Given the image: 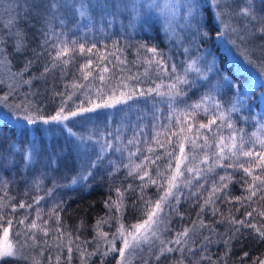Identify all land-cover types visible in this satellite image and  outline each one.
Instances as JSON below:
<instances>
[{
    "label": "trees",
    "instance_id": "trees-1",
    "mask_svg": "<svg viewBox=\"0 0 264 264\" xmlns=\"http://www.w3.org/2000/svg\"><path fill=\"white\" fill-rule=\"evenodd\" d=\"M81 4L89 6L84 16L80 15ZM255 4L258 11H264V0H255ZM24 13L25 11H19L20 21L17 23V27L24 33L25 48L20 52L14 51L15 38H10L7 35L3 51L7 61H10L9 66L14 73H18L20 69L24 68L27 60L34 61L23 73V80L31 79V84H23L20 80L22 87H19V90H23L24 95L28 94L33 104L42 107L45 115L54 114L61 106L62 100H66V111H75L78 107L91 108L93 104L102 103L104 99L111 96L113 89H115V95L119 96L120 91L129 92L132 89L137 92L146 91L150 87L154 88L156 84L163 83L164 87L161 91L166 92L167 85L172 82V64L177 66V74L184 75L186 62L181 49L164 31L161 23L154 18L137 19L135 17L133 19L131 14H118L113 0L75 1L69 7L59 9V12L55 14V19L48 18L46 20L43 11L39 17L35 12H31L28 17H25ZM207 18L211 19V13H207ZM45 33L52 35V39L47 45L43 43ZM180 34L183 40L190 41V37L186 33L180 32ZM57 36L59 39L68 41L77 40L78 43H83L86 47L95 44L99 49L98 55L106 56L107 60H98L95 50L94 53H89L87 56L77 53L74 59L65 57L70 60L67 65L58 66L49 73L41 75L44 67L50 64V55L55 54L50 45L58 42ZM142 44L147 47L156 46L164 54L169 66L168 71L161 72L155 66L149 67L144 63L142 57H150L151 54L140 47ZM256 44H259V40L256 41ZM190 45L193 47L195 44ZM224 45L227 44L215 40V43L208 47L217 56L219 63L222 64L225 58L227 59V64H224V67L228 69L229 74L233 75L234 80L243 86V89H248L249 82H253L255 86V91L251 93L250 99L246 100L244 107L238 112L231 113V119L236 128L244 130L242 135L247 140L251 133L261 131L260 125L264 124V89L259 87L262 80L252 79L250 73L238 66L234 58H230ZM227 47L230 46L227 45ZM189 51L194 52V50ZM232 52L243 55L236 48H233ZM88 57L92 59L93 63L84 69L85 74L91 73L88 79H84L81 66L87 63ZM252 59L254 63L261 59L259 48H256ZM105 68L108 69L107 72L103 71ZM145 68H148L147 73H145ZM234 69L241 70L234 71ZM100 75L104 76L103 81L100 80ZM132 76H138L139 80L126 79ZM18 78L20 79L19 76ZM187 79L189 80L188 85H179L186 95L177 97L175 103L166 95L157 96L155 93L144 96L137 95L127 103L83 112L76 117H70L66 122H50L48 125L38 123L35 126L27 125L22 116L17 117L12 114L13 118L5 115L0 116V197H4L5 202L10 205L4 209L9 214L12 213L11 205L24 201L32 203L33 206L32 208H17V218L27 215V222H31L36 219L37 211H39L40 219L37 220V223L43 224L44 221H47L45 227H49L51 230L46 237L43 232H36L37 242L45 246L40 264H49L50 256L51 264H56L57 254L61 256L60 264H66L67 247L57 249L56 237L60 235V232L72 234L74 243L71 264H75L76 256L79 254V251L76 250L77 244L87 249L88 252H92L96 247L94 238L97 221L101 218L108 219L120 215L115 208L110 212L106 204L110 197L113 201L117 200L116 188H120L123 193V223L125 225L135 224L141 218V185H146L143 188L144 197L151 198L153 202L160 198L164 188L167 187L164 177L156 175V165H159V170L164 172L165 177L171 175V171L166 169L168 157L165 152L166 148L168 151L172 150L171 146L167 144V137L171 135V132L178 131L177 118L183 119L182 113L190 111L188 105L199 101L206 94L212 96V93L216 94L215 100L220 101L223 110L227 111L239 91L228 88H220L217 91L216 87L221 81L219 77L213 76L211 73L208 78L203 79L197 73L189 71ZM122 80L129 85L128 88L117 87ZM55 93L71 95L72 99L67 100L66 96L55 95ZM23 97L22 93L10 94L7 103H19ZM109 119L112 122V128H109ZM207 119L208 115L203 110H198L194 123H207ZM116 127H119L120 130L123 128L124 138L127 141L134 140V142L132 144L127 142L128 147L121 148L117 152H115L114 146L105 149L101 161L91 169L92 174L88 176V179H78L76 183H72L73 178L87 175L85 161L94 160L91 156L95 150L97 151V148L94 147L106 143V140L100 137L104 135L111 139L121 132L115 130ZM40 129L43 131L42 133ZM68 129H72V132L70 133ZM215 131L216 128L213 126V132ZM221 131L225 137L230 134V130L227 128H223ZM201 132L208 135L210 139L213 138V132L205 130H201ZM194 133L195 128L193 137ZM154 136L165 143L166 148L159 147L153 140ZM176 139V137H172L173 143L176 142ZM197 143H203V136L197 140ZM148 145L153 147L154 154L147 151ZM29 148L36 149L35 158L26 157V151ZM137 148L140 151H135L136 154L130 157L129 153ZM185 150L189 153L192 152L190 143H186ZM176 151L178 152V148ZM204 151L208 152L210 162L215 146L212 145ZM144 155L151 156L153 160L156 155L161 156V159L156 161V165H150L147 170L152 178L156 179L163 187L158 189L155 184L148 182L147 177L141 181L137 172L142 175V171L133 170L134 165L142 163ZM194 155L195 161L189 166L206 170L209 165L200 163L204 152L196 149ZM143 163L147 164L146 161ZM124 165H129V167H124ZM172 168H175L174 161ZM130 171H132V175H129ZM228 171L232 172L233 170L228 169ZM224 174V170L221 168H217L215 173H206L209 182L205 184L204 179H193L192 174L185 171L184 177L178 181L179 203L172 199L171 202L176 203L175 209H167L169 214H172L169 222V234L191 226V222L197 219L199 205L203 203L211 189V179H218V175ZM243 175L242 171L235 174V180L229 185L231 197L247 195L244 188L241 187ZM187 179L192 180V186L183 184V180ZM197 180L200 184H205V187L200 194L192 196V193L197 191ZM235 181H241V183ZM129 185H132L131 189L128 188ZM125 189L128 190L125 191ZM37 196L43 197L38 204L33 203V198ZM254 200L256 203L248 207L247 202L242 206L234 199L231 203L222 202L224 197L221 195L220 199L216 201L219 213L213 216L211 208H206L203 219L206 223L214 221V227L218 232L224 233L229 228V224L227 222L220 223V213H223L225 217L231 214L237 220L242 219L245 211H251L256 207L264 209V201H259L257 198ZM237 208L240 211H237ZM53 210L58 212V217L52 214ZM255 219L264 223V220H261L258 215ZM109 223L107 231L110 233L116 229L118 223L115 219H109ZM56 229H60V232H57ZM242 232L244 233L243 237L232 242L231 251L227 257L223 255L226 249L221 238L218 235H211L213 242L208 245L206 255L214 261H218L219 264H223L224 261L227 264H253V261L258 264L259 260L264 258V242H259L250 229H242ZM206 234L209 235L207 229H199V236L196 234L199 238L198 240L194 239L196 246L200 245V241ZM196 235L195 237H197ZM76 237H79L78 241L75 239ZM67 239V236L63 237L62 243L67 244ZM193 250L196 255H200L204 251L195 246H193ZM244 252H248L249 255L244 257ZM115 255L114 253L108 257L105 264H113ZM174 257L175 253L168 254V259L162 258L160 264H169L170 261H174ZM97 260L98 257L94 256L89 264ZM2 264H15V260L4 258ZM23 264L30 263L24 261Z\"/></svg>",
    "mask_w": 264,
    "mask_h": 264
},
{
    "label": "snow or ice",
    "instance_id": "snow-or-ice-1",
    "mask_svg": "<svg viewBox=\"0 0 264 264\" xmlns=\"http://www.w3.org/2000/svg\"><path fill=\"white\" fill-rule=\"evenodd\" d=\"M27 3V0H26ZM61 4H58L56 0H50L47 7L43 4H31L27 5V11H25V17L31 15L32 10H35L36 16H41V9L43 8L44 17L55 19L56 13L59 12ZM19 5L16 8L6 10V14L9 15V19L5 28L9 29L8 36L14 37V51L20 52L25 48L24 45V33L17 27V23L20 21L19 16ZM87 5L81 4L80 12L81 16L86 15ZM128 7V5H126ZM131 10L134 13L133 19L136 15H139L141 11L145 8L150 10H155L163 17L164 25L169 31H174L175 28L179 27L180 31L186 33L190 37V43L196 45V49L199 52L201 49L203 51L195 59H189L185 63L184 75L177 74V66L175 64L171 65V80L172 82L167 85V91H161L164 87L163 83L156 84L154 88L150 87L146 91L141 90L137 92L132 89L129 92L120 91V95H115V89H113V94L104 99L102 103L93 104L91 108L78 107L75 111H66V100H62L61 106L55 111L54 114L45 115L44 109L38 105L33 104V101L29 99L28 94L20 100L19 103L8 104V107L12 109V112L17 117L23 118L27 125L35 126L38 123H43L45 125L50 124V122H66L69 121L70 117H76L80 113L90 112L96 108L101 107H114L117 104L127 103V101L132 100L135 96H144L150 93H155L157 96H168L170 100L175 103L177 97L185 96L186 93L179 87V85H188L189 80L187 79V73L194 70L199 76L206 77L207 74L211 73L213 76L219 77L221 83L217 85L216 90L220 88H228L230 90H239L236 93V99L231 104L230 108L225 111L220 101L215 100L210 94H206L201 97L199 101L188 105L190 111H184L182 113L183 119L179 117L176 120V126L178 131L171 132V135L167 137V144L171 146L172 150L168 151L165 143L153 137L155 143L161 147L166 148L165 155L168 157V163L166 169L171 171V175L165 177L164 172L159 170V165H156V161L161 159L160 155H156L155 160L149 155L143 156V161L147 164L142 163L133 166V170L142 171V175L137 172L139 179L144 180L145 177L148 178V182L155 184L157 188L163 187L162 184L158 183L156 179H153L147 168L150 165H156V175L158 177H164L165 183L167 185L164 188L163 194L156 201H152L151 198H145L143 195V188L146 185H141V196L140 200L142 202L141 218L135 224L125 225L123 223V193L120 188H116L115 191L118 194L117 200L113 201L111 197L109 201L106 202L109 211L111 212L113 208L116 209L120 215L116 217H109L108 219L101 218L98 220L95 227L97 229V237L103 241L106 248L101 249V245L98 243L92 252H88L87 249L83 248L81 245H76V250L79 251L81 257V264H88L87 257L93 255H98L100 258V264H105L106 258L112 254H118L114 257L116 259V264H131V257L135 256L138 252L142 251L144 245H149V248H155L153 253V259H146L143 256L140 257L142 264H160L162 258L168 259V254L174 252L180 253H190L191 256H195L196 252L193 250V246L197 248H203L204 252L207 251L208 245L213 241L211 235H218L223 242L226 251L224 256L227 257L228 253L231 251V244L234 240L243 237L244 233L242 229L252 230L255 238L259 242H264V223L256 221L255 217L258 215L261 220H264V209L261 207L252 208L251 211H245L244 218L237 220L235 216L229 214L225 217L223 213H220L221 220L220 223L227 222L229 228L225 230L224 233H219L214 227L215 222L206 223L203 219V213L206 208H211L212 215L216 216L219 213V208L216 207V201L220 199L223 195L224 201L231 203L234 199L239 202L242 206L247 202L248 207H251L253 203H256L254 198L259 201H264V124L260 125L261 131L253 132L246 140L243 133V129H237L235 123L231 119L232 112L240 111L247 99H250L251 93L255 91V86L253 82H249L248 89H243V86L237 83L233 75L228 73V69L224 67L227 64V59L221 64L218 62L217 56L209 49L210 44H214L215 40H219L222 44L229 45V51L233 48L240 50L243 54V59L248 65H253L252 57L255 55L256 48H259L261 52V59L257 60L255 63L259 66V72L264 75V11H258L256 8L255 0H132L130 4ZM206 9V11H205ZM15 12L16 15L12 16L11 13ZM207 13H211V19L207 18ZM44 44H49L52 39V35L45 33ZM62 35V34H60ZM179 35V34H177ZM234 37V38H233ZM183 37H181V40ZM259 40V44L256 41ZM57 43L50 45V48L54 50L55 54L50 55V64L44 67L43 73H49L52 69L67 65L70 60L65 59V57L75 58L76 54L87 56L89 53L97 54V59L100 61L107 60L106 56L98 55L99 49H97L95 44L90 47H86L83 43H78L77 40L68 41L66 39H59L57 36ZM147 53L151 56H144L142 59L144 63L149 67L155 66L158 71L166 72L168 71V63L164 54L156 47H147L146 45H141ZM139 53V49L137 50ZM185 53L189 50L186 48ZM38 55V54H36ZM0 56L3 53L0 52ZM34 61L27 60L25 62V67L20 69L18 73H11L13 81L19 76L23 84H31V79L23 80V73L29 68ZM126 62V61H124ZM203 63V67H198L197 65ZM10 61H3V66L8 67ZM92 59L88 57L87 63L81 66V72L84 79H88L91 74L84 73V69H87L92 65ZM241 69H234V71ZM11 72L10 69H8ZM103 71L107 72L108 69L105 68ZM148 72V68H145V73ZM100 80H104V76L100 75ZM126 79L138 81V76L127 77ZM3 83V81H0ZM75 87V85H74ZM117 87L128 88L129 85L120 81ZM259 87L264 89V81H260ZM9 88L15 92L14 84H9ZM55 95L66 96L67 100H71L72 96L65 93H55ZM9 100V95L5 93L0 96V101L7 103ZM239 105V107H238ZM171 108L172 105L170 104ZM175 111V109H172ZM198 110H203L207 115V123L199 122L194 123L196 120V115ZM213 126H215L216 131L213 132ZM195 128V133L193 137V129ZM227 128L230 130V134L225 137L222 134V129ZM205 130L206 132H213V138L210 139L208 135L201 132ZM71 133L72 129H68ZM159 135V133H157ZM203 136V143H197V140ZM172 137H176V142L173 143ZM134 140H129L128 143L132 144ZM139 143V141H136ZM190 143L192 146V152H186L185 145ZM212 145L215 146V151L211 153V161L209 162V154L204 151V149L210 148ZM106 146L108 148L112 147L111 141H108ZM178 148V152L176 149ZM200 149L204 152L203 159L200 161L201 164H208L206 170L199 167L189 166L193 161H195V150ZM103 150V149H102ZM119 151V149H117ZM140 151L139 148L136 150ZM147 151L154 154V149L151 145H148ZM136 153L130 152L129 156H133ZM101 161V157L97 155L96 160L85 161L87 165L85 171L87 175H81L79 177L73 178L72 183H76L77 180H87L90 176L91 169L95 168L97 164ZM175 162V168H172V163ZM183 166V169H182ZM124 167H129V165H124ZM217 168L224 170V175H218V179H211V189L208 191V196L203 200V203L199 205V211H197V219L191 222V226L184 227L182 231L176 232V234L171 238H163L161 235L162 231H168V228H161L162 225L168 224L169 212L167 209L172 207L171 200H176L179 203L180 189L178 186V181L184 177L185 171L192 174V178L204 179L205 184L209 182V177L206 173H215ZM228 169H232L229 172ZM243 172L242 183L241 181H235L236 183H241V187L244 188L247 195L231 197L229 195V185L235 180V174ZM132 175V171L129 172ZM185 186H192V180H183ZM205 184H200L197 180V191L192 193V196H197L204 189ZM6 187V185H5ZM129 189L132 185L128 186ZM128 189H125L127 191ZM171 198V199H170ZM43 197L37 196L33 198V203H37L42 200ZM10 205H8L4 197H0V264L4 258H15V264H23L30 257L25 255L26 251L30 247H34L37 244L36 232H43L45 235L51 230L47 225V221L43 224L37 223L40 219V213L37 211L36 219L28 221V216L25 215L22 218L16 217V209L20 208H32V203H25L20 201L18 204L11 205L12 213L4 211ZM58 207V206H57ZM237 211H240L237 208ZM52 214L58 217V212L53 210ZM182 215V214H180ZM109 219H115L118 223L116 232L109 236L108 232H103L100 230L102 223H108ZM259 225V226H258ZM198 229H207L209 235H204L203 239L200 241V245H195V240L193 236L197 234ZM60 232V229H56ZM229 233H231L229 235ZM191 234V235H190ZM67 236V244L62 243V238ZM77 241L79 237L75 238ZM57 249L62 247H67V257H65L66 264H71L72 253H73V238L71 233L60 232V235L56 237ZM159 242L158 245L156 242ZM190 241L193 246H189ZM117 242L120 246L117 247ZM46 243V241H45ZM86 243V242H85ZM179 246V247H176ZM248 252H244L243 256L247 257ZM32 264H40V261L31 258ZM208 260L210 264H219L218 261H212L211 257H206L203 253L200 255L199 259L192 260L186 259L183 255L181 258L170 261L169 264H201L202 261ZM56 264H60L61 256L59 254L55 257ZM52 258L49 257V264H51ZM223 264H227L226 261ZM253 264H256L253 261ZM258 264H264V259L259 260Z\"/></svg>",
    "mask_w": 264,
    "mask_h": 264
},
{
    "label": "rangeland",
    "instance_id": "rangeland-1",
    "mask_svg": "<svg viewBox=\"0 0 264 264\" xmlns=\"http://www.w3.org/2000/svg\"><path fill=\"white\" fill-rule=\"evenodd\" d=\"M80 2L82 0H56V2L58 4H61L62 6L59 8V9H62L64 7H69V5L73 4V2ZM115 2V5H116V12L118 14H131L134 16V13L132 12L131 10V7H130V4L132 3V0H113ZM50 0H27V3H26V0H0V52L3 53V56H0V81H3V83H0V96L4 95L5 93H7L8 95L10 94H21L24 96V91L23 90H19L20 88L19 87H22V83L20 81V79L17 77L15 81H13L12 79V76H11V73H14L12 72V70L10 69V66L8 64V67L5 68L3 66V61H7V58L4 54V41L6 40V36L8 35V32L10 31L9 29L5 28L4 25L7 24L8 22V19H9V15L6 14V10H10V9H14L16 8L17 4L20 6L18 11H27V5H31V4H43L45 7L48 6ZM140 2H143V0H140ZM161 3H163V0H160ZM126 5H128V7H126ZM41 11H43V8L41 9ZM32 12H35V10H32ZM12 16H15L16 13L15 12H12L11 13ZM137 19H146V18H154L156 19L157 21H159L161 23V25L163 26L164 28V31L169 34L172 39L178 44V46L180 47L181 49V53L182 55L184 56V61H188L190 58L191 59H195L196 57H198L200 55V53L203 51V49H201L199 52L197 51L196 49V45H194L193 47L190 45L191 43L190 42H187L185 40H181V37H180V28L177 27L175 28L174 31H169L165 25H164V21H163V17L159 15V13L155 10H150V9H143L141 11V13L139 15H136L135 16ZM179 34V35H177ZM188 49V50H194V52H190L188 51L187 53H185V49ZM224 48L229 52L230 54V58H234L235 61L237 62L238 66H240L241 68L245 69L248 73H250V76L252 77V79L254 80H257V79H261L262 81H264V75H262L260 72H259V66L258 64L254 63L253 62V65H248L246 63V61L243 59V55L241 54H234L231 51H229L227 45H224ZM198 67H203V63L201 62L200 64L197 65ZM8 69L11 70V72L8 71ZM193 72H195L194 70H192ZM196 73V72H195ZM210 73L207 74V78L209 76ZM201 77V76H200ZM203 79H206V77H202ZM9 84H14V87H15V92H13L10 88H9ZM212 93V97L215 99L216 98V94ZM13 112H12V109H10L8 107V103H4L2 101H0V116H8L9 118H13L12 115ZM109 122V128H112V122L110 121V119L108 120ZM57 123H60V122H57ZM48 125V124H47ZM115 130H118L121 131L118 133V135L115 137V138H106L104 135L100 138H103L106 140V143H104V145H101V146H98V147H94V148H97V151L95 150L94 154L91 155L92 158H94V160H96V157L97 155H99L100 157L103 156L104 154V150L105 149H108V147L106 146L107 142L108 141H111L112 143V146H114L115 148V152H117V149L121 150V148H127L128 147V141L124 138V136L122 135V129L121 130L119 129V127H116L114 128ZM41 131V129H40ZM43 131H41L42 133ZM101 142V141H100ZM96 144H102V143H96ZM103 149V150H102ZM136 149L133 150V152L135 153ZM36 156V149H28L26 151V157L27 158H35ZM176 202V201H175ZM175 202H171L172 204V209L174 210L175 209V205L176 203ZM169 212V210H167ZM172 214L169 215V218H168V224L167 225H162L161 228L164 229L165 227L168 228V231H162L161 232V235L163 238H167V239H171L175 234L176 232H179V231H174L173 233L169 234V229H170V219H171V216ZM106 219V218H105ZM110 226V223L108 221V223H102L101 224V227H100V230L103 231V232H108L107 231V227ZM118 227V225H117ZM117 227L115 230L111 231L109 233V236H111L112 233L116 232L117 230ZM182 231V230H181ZM44 234V233H43ZM197 234L199 236V229L197 231ZM45 235V234H44ZM191 235V234H190ZM208 235V234H206ZM197 236V235H196ZM195 237L193 236V240L194 239H197L199 237ZM46 237V235H45ZM203 239V238H202ZM94 242H95V245H97L98 243L101 245V249L103 250L104 248L107 247V245H105L103 243L102 240H100L98 237H97V229L95 227V238H94ZM157 245H158V241L156 242ZM120 244L119 242H117V247H119ZM189 246H193L192 245V242L190 241V244ZM45 246L41 245V243L37 242V244L34 246V247H30L27 249L25 255H28L30 258L27 260V262H29L30 264H32V259L31 258H35L37 260H41L42 258V252H43V249H44ZM176 247H179V246H176ZM202 248V247H201ZM203 249V248H202ZM208 250V248H207ZM93 251V250H92ZM155 252V248H152L150 249L149 248V245H144V248L142 251L138 252L135 256L131 257V264L134 263V262H137L139 264H142V260L140 259L141 256H143L144 258L146 259H150L152 260L153 259V253ZM175 253V257H174V261L181 258V256L183 255L186 259H192V260H196V259H199L200 255L203 253L204 256L208 257L206 255V252H202L200 253V255H195V256H191L190 253H180V252H174ZM173 254V253H171ZM94 256H97L98 257V260L95 261V262H91L92 264H100V258L98 255H93L91 257H87V261H88V264L90 262V260L92 259V257ZM118 256V254L115 255V257ZM111 257V255L109 256ZM108 258V257H107ZM106 258V259H107ZM12 260H15V258H11ZM264 259V258H263ZM212 261H214L213 259H211ZM210 264L209 261L207 260H204L201 262V264ZM75 264H81V257H80V253L77 254L76 256V259H75ZM113 264H116V259L114 261Z\"/></svg>",
    "mask_w": 264,
    "mask_h": 264
}]
</instances>
